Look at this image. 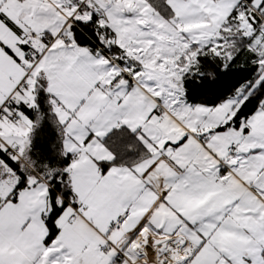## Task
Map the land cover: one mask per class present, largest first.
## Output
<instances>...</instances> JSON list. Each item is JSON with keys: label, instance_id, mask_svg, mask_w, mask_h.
Masks as SVG:
<instances>
[{"label": "snow or ice", "instance_id": "obj_1", "mask_svg": "<svg viewBox=\"0 0 264 264\" xmlns=\"http://www.w3.org/2000/svg\"><path fill=\"white\" fill-rule=\"evenodd\" d=\"M0 264H264V0H0Z\"/></svg>", "mask_w": 264, "mask_h": 264}, {"label": "trees", "instance_id": "obj_2", "mask_svg": "<svg viewBox=\"0 0 264 264\" xmlns=\"http://www.w3.org/2000/svg\"><path fill=\"white\" fill-rule=\"evenodd\" d=\"M248 73L239 68H232L220 74L218 81L204 92L192 95L195 103H218L221 98L230 94L246 77ZM255 101L248 105L246 111L254 108ZM56 133L51 128H44L36 133L35 150L45 155H50V145L55 140ZM35 155V151L33 153Z\"/></svg>", "mask_w": 264, "mask_h": 264}]
</instances>
